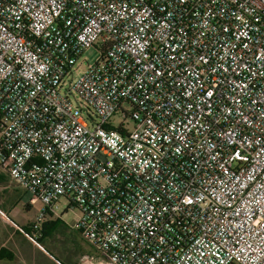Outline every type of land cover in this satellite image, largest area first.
<instances>
[{
  "label": "built area",
  "instance_id": "1",
  "mask_svg": "<svg viewBox=\"0 0 264 264\" xmlns=\"http://www.w3.org/2000/svg\"><path fill=\"white\" fill-rule=\"evenodd\" d=\"M0 169L83 264H264V0H0Z\"/></svg>",
  "mask_w": 264,
  "mask_h": 264
},
{
  "label": "rangeland",
  "instance_id": "2",
  "mask_svg": "<svg viewBox=\"0 0 264 264\" xmlns=\"http://www.w3.org/2000/svg\"><path fill=\"white\" fill-rule=\"evenodd\" d=\"M99 56V51L94 47L86 48L81 55L77 58L76 64L74 65V71L78 72L83 69L87 64L93 63ZM66 81L69 77L65 78ZM124 110L128 109V104L124 103L122 105ZM123 111L118 109L110 119L112 126L117 127L121 123L127 128L130 127L131 121L129 119L123 120ZM30 193L27 192L22 186L16 184L12 181L8 175L0 169V223L9 227L10 230L15 229V227H25L29 223L35 220L36 214L43 210L44 206L40 201L30 203ZM58 214L62 217V220L70 227L74 225L75 218L78 214V209L76 207H68L67 201L64 198L58 201ZM47 218H52L47 215ZM14 231V230H13ZM74 231V230H73ZM52 238V237H51ZM73 238V240L71 239ZM71 238H65L61 240V244L64 248L68 249V256L63 253L66 252L65 249L60 251H54V249L46 246L45 241L36 244L35 257L41 258L43 262H49L50 264H56L53 260L61 261V263L66 264L68 260H76L78 257L76 253L79 252H89L92 249L89 247L85 240H81L76 234H72ZM33 242V241H32ZM34 243V242H33ZM77 251V252H76ZM68 257V258H67ZM78 264H83L81 260Z\"/></svg>",
  "mask_w": 264,
  "mask_h": 264
},
{
  "label": "crops",
  "instance_id": "3",
  "mask_svg": "<svg viewBox=\"0 0 264 264\" xmlns=\"http://www.w3.org/2000/svg\"><path fill=\"white\" fill-rule=\"evenodd\" d=\"M50 217L52 218L45 219L42 224V229L44 226L50 228V230L52 229V235H45L40 243L45 241L46 246H49L51 249L53 248L54 251L65 249L66 252L63 253V255L66 254L68 256V249L63 247L61 240L68 237L71 238L72 234H76L80 239L81 236L76 230L68 226L59 214L58 216ZM29 224L26 225L27 228H29ZM71 239L73 240V238ZM87 244L92 249L91 251L81 253L76 251L78 259L75 261L68 260L66 264H78V261L84 255L96 256L97 253L95 249L89 243ZM35 247V242L33 243L32 240H30L26 234L19 231L17 227L10 230L9 227H5L0 223V264H50L49 262H43L41 258L35 257ZM53 261L57 262L56 264H63L61 261H57V259Z\"/></svg>",
  "mask_w": 264,
  "mask_h": 264
},
{
  "label": "trees",
  "instance_id": "4",
  "mask_svg": "<svg viewBox=\"0 0 264 264\" xmlns=\"http://www.w3.org/2000/svg\"><path fill=\"white\" fill-rule=\"evenodd\" d=\"M17 228H18L19 231H21L22 233L26 234V236H28L30 240H32L33 242H37V243H40L43 240L45 235H47V236L48 235H52V229L50 230V228L44 226L43 229H42V236L39 237L37 240H33L32 236H31V234L29 232V228H27L26 226L22 227V228H19V227H17Z\"/></svg>",
  "mask_w": 264,
  "mask_h": 264
}]
</instances>
